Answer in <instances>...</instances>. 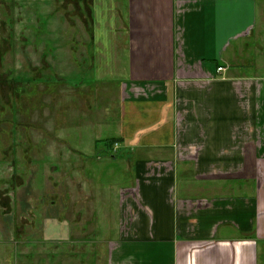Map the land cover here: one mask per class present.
<instances>
[{"label":"crops","instance_id":"obj_1","mask_svg":"<svg viewBox=\"0 0 264 264\" xmlns=\"http://www.w3.org/2000/svg\"><path fill=\"white\" fill-rule=\"evenodd\" d=\"M125 11L116 95H99L96 112L83 104L81 183L50 191L52 227L106 230L98 255L0 264H263L264 0H126Z\"/></svg>","mask_w":264,"mask_h":264},{"label":"rangeland","instance_id":"obj_2","mask_svg":"<svg viewBox=\"0 0 264 264\" xmlns=\"http://www.w3.org/2000/svg\"><path fill=\"white\" fill-rule=\"evenodd\" d=\"M125 7L126 0H0L2 260L28 252L49 261L66 249L74 259L98 255L106 230L52 227L61 210L50 191L81 183L77 129L93 120L83 104L96 112L99 95H116L128 58ZM98 83L106 86L99 91ZM64 236L95 243L50 241ZM260 258L264 264V244Z\"/></svg>","mask_w":264,"mask_h":264},{"label":"built area","instance_id":"obj_3","mask_svg":"<svg viewBox=\"0 0 264 264\" xmlns=\"http://www.w3.org/2000/svg\"><path fill=\"white\" fill-rule=\"evenodd\" d=\"M113 146H115V149H118L119 148V144L118 143H114Z\"/></svg>","mask_w":264,"mask_h":264},{"label":"trees","instance_id":"obj_4","mask_svg":"<svg viewBox=\"0 0 264 264\" xmlns=\"http://www.w3.org/2000/svg\"><path fill=\"white\" fill-rule=\"evenodd\" d=\"M53 84H54V83H53ZM114 143H115L114 140H110V141H109V144H112V145H113Z\"/></svg>","mask_w":264,"mask_h":264}]
</instances>
